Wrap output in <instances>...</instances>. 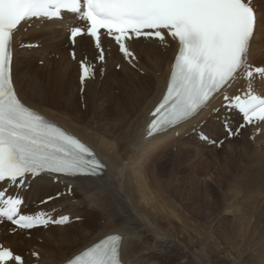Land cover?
Segmentation results:
<instances>
[{
    "label": "bare ground",
    "instance_id": "bare-ground-1",
    "mask_svg": "<svg viewBox=\"0 0 264 264\" xmlns=\"http://www.w3.org/2000/svg\"><path fill=\"white\" fill-rule=\"evenodd\" d=\"M260 1L257 4L261 23L251 53L253 50L259 52H255L253 56L250 54V60L254 64V56L264 54V38L259 42L262 49L256 45L264 25V0ZM64 24L65 20L52 21L39 30L33 28L24 34V42H41L42 47L33 51L17 50L13 71L20 95L31 107L88 142L108 165L105 175L107 183L95 178L70 179L69 183L74 185L73 196L63 195L52 201L48 208L61 209L62 213H70L73 217H84L81 228L97 218L104 219L105 229L91 238H88L87 233L76 230L74 240L82 244L68 250L60 247L65 241L61 232L72 229V224L50 227L44 229L45 233H39L42 228L34 229L35 233L30 237L4 235L2 240H8L12 245L22 243L21 247L15 248L25 254L38 248L40 257L33 261L30 257L31 264H59L94 239L113 232L124 235L123 257L130 264H208V261L212 264H239L240 250L234 239L236 237L222 233L220 219L214 228L212 226L215 223H209L213 221V212L221 202L211 203L206 199L210 192L220 195V190L212 191L209 183H199V179L196 180L193 175L194 168L189 171V166L187 174L182 171H162L165 166L163 159L170 156V147L178 142L180 145L185 144L187 139L183 134L189 133L194 124L200 125L205 120L203 127L212 135L222 134V124L210 116L211 111H205L191 123L180 127L178 138L175 137V132L144 138L149 113L165 89L173 55L172 46L162 47L157 42L142 39L133 42L139 69L144 74L128 66L117 48L111 46L106 55L105 75L98 74L88 80L83 95H80L78 60L74 61L69 56L70 47L67 48L69 44ZM21 35L19 32L18 36ZM85 48L89 49L92 57L96 55L91 40L82 37L76 46L78 58L84 56ZM38 59L44 60L45 64L38 66ZM120 62L122 70L118 73L113 67ZM82 98L86 102L85 109L77 104V100ZM248 131L244 130L240 137L228 141V145L235 154L242 150L251 152L258 171L264 172V146L259 145L264 142V124L262 135L257 136L254 141L250 139ZM172 157L177 170L183 161H187L188 154L180 149ZM146 160L148 162L145 169L148 171H144L143 163ZM257 175L253 173L248 176L249 181L253 182L252 190L263 180L262 174L260 177ZM145 176L152 183L160 184L164 193L186 209L201 202L202 210L199 214L201 218L205 217L206 224H210L208 228L211 231L200 233L191 229L187 221L178 218L176 213L168 215L174 213L172 209L165 215L149 213L146 206L153 208L157 200L146 192ZM157 178H162V181L158 182ZM186 181L190 183L189 186ZM224 183L220 186L225 189L227 184ZM67 186H63L61 182L54 183L47 175L38 177L25 193L27 203L33 200L38 202L67 190ZM226 193L230 192L225 191L224 194ZM199 225L207 228L205 225L201 226L200 222ZM38 238H43L41 243H38Z\"/></svg>",
    "mask_w": 264,
    "mask_h": 264
},
{
    "label": "snow or ice",
    "instance_id": "snow-or-ice-1",
    "mask_svg": "<svg viewBox=\"0 0 264 264\" xmlns=\"http://www.w3.org/2000/svg\"><path fill=\"white\" fill-rule=\"evenodd\" d=\"M65 14L84 24L70 27L69 41L75 45L78 37H90L101 64L106 60L102 35L114 41L133 67L138 57L129 42L152 40L165 47L175 43L166 91L149 113L144 138L191 121L218 100L226 110L222 125L225 138L240 135L249 125L264 124V95L256 94L252 86L256 77L264 80V66L250 63L261 23L253 0H0V223L10 224L7 231L13 235L30 237L33 229L67 224L69 216L57 218L49 211L25 213L23 200L10 195L6 185H22L28 177L41 174L107 183L108 165L96 151L31 107L20 95L14 76L17 34L38 21L62 19ZM71 56L76 59L74 50ZM80 73L83 91L96 69L81 60ZM242 78L247 80V88L230 94ZM230 113L240 117L235 127L228 118ZM210 142L224 144V140ZM56 198L49 197L43 203ZM50 211L55 213L56 209ZM123 241L119 233L99 237L62 264H125ZM30 257L39 259L40 254L31 251L26 255L8 240L0 241V264H31Z\"/></svg>",
    "mask_w": 264,
    "mask_h": 264
},
{
    "label": "rangeland",
    "instance_id": "rangeland-1",
    "mask_svg": "<svg viewBox=\"0 0 264 264\" xmlns=\"http://www.w3.org/2000/svg\"><path fill=\"white\" fill-rule=\"evenodd\" d=\"M257 1L261 2L260 0ZM263 38L264 25L262 27L260 39L258 38L259 40L256 42V45L258 44L260 49L262 48L259 42H261ZM64 48L66 47L64 46ZM257 51L259 52V50H256L255 52L257 53ZM255 52L253 50L251 56L256 54ZM256 56L257 55L254 56V60L256 59L255 61L257 63L264 62V54H259L258 57L261 56L260 58ZM40 62L41 61L38 60L37 65L43 66L44 64ZM115 68L113 69L114 71ZM117 70L116 72H120ZM77 104L81 109H85L86 107L84 98L81 100L78 99ZM261 135L262 134L259 136ZM185 136H188V134H185ZM228 141L232 140H227V143L224 145V147L217 149L212 148L211 146L209 147L205 143L197 144L200 143L197 138V143L195 142L194 138V140H190L185 144H176L178 148L181 147L183 153L185 152L188 154V157L186 158L187 161H183L184 165L182 164L181 167H178L176 170L174 165L175 162L172 160L173 152L170 156L166 157V159H163L165 166L162 168V171H182L183 174H187L189 166V169L191 167L189 171H193L194 168L193 175L196 180L199 179V183H209L210 189L212 191L216 189L220 190V195H213V193L210 192L207 196L206 201L209 200L211 203L214 201L221 202L220 206L213 212V216L211 217L213 221L211 220L209 223L212 225L215 223L212 226L214 228V226L217 224V221L220 219L222 233L225 235L231 234L236 237L234 239L236 240L237 246H239L240 250L239 264H264V172L258 171L254 163V156L251 152L242 150L235 154L233 153L231 146L228 145ZM261 141H263V139ZM176 145L172 148L173 151L177 149ZM168 158H170L172 161ZM191 161L193 162L189 164ZM147 162L148 160L143 163L144 171H148L145 169ZM253 173L258 174L257 176L262 174L263 180L260 181L258 185L253 187L252 190L253 182L249 181L248 176ZM145 177L147 180L146 185H144L147 188L146 192L148 194L151 193L150 196L152 195L157 200V203L153 205V208L148 205L146 206V210L149 213L165 215L167 214L166 212L172 209L174 213L168 215L173 216V214L176 213L178 218H182L184 222L187 221L188 226L191 229H195L200 233H204L205 230H207V232L211 231V228H208L210 224H206V221L204 220L205 217L201 218V214H199V212L202 210L201 202H197L194 207L186 209L183 205H179L168 194L164 193L160 184L152 183L147 176ZM157 181H162V178H157ZM224 181L227 183H224ZM221 183L227 184L225 189L220 186ZM186 184L188 186L190 185L188 181H186ZM136 186L139 187V184ZM222 191H229L230 193L224 194ZM199 222L201 223V226L205 225L207 228L200 227ZM104 224V219L97 218L84 228H81V224L79 223L70 230L62 231L61 233L63 234L65 241L60 247H62L64 250L77 248L82 244V242L78 244V240H74L76 230H81L82 232L87 233L88 238H91L97 235L101 230L105 229L103 227ZM39 233H45L44 229L40 230ZM90 234H92V236H90ZM42 240L43 238L37 239L38 243H41ZM18 243L13 244V246L18 248L21 247L22 243ZM36 252H38V248ZM223 255L227 257L226 254L223 253ZM219 257L223 256L219 255ZM208 264L212 263H209L208 261Z\"/></svg>",
    "mask_w": 264,
    "mask_h": 264
}]
</instances>
